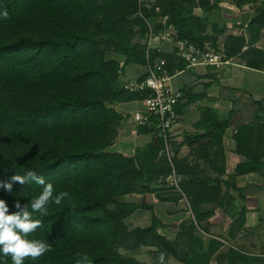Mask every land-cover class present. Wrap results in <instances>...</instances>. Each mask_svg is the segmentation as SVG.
<instances>
[{
	"label": "trees",
	"instance_id": "16d2710c",
	"mask_svg": "<svg viewBox=\"0 0 264 264\" xmlns=\"http://www.w3.org/2000/svg\"><path fill=\"white\" fill-rule=\"evenodd\" d=\"M199 4L205 11L214 9L208 2ZM156 7L159 14L154 12L153 16L167 15L178 39H190L193 17L189 11L185 13L184 31L181 24L173 23L167 7ZM4 11L7 19L3 18ZM138 11L145 18L149 16L147 9L138 8L136 0H0V27L12 34L0 44V182H10L13 175L33 171L53 184L54 194L68 192L76 205L73 211L66 199L62 206L50 204L47 216L33 213L34 218L42 219L43 226L29 238L50 244L53 251L24 264H76L77 253L87 254L90 264H141L120 255L116 244L134 235L153 233L165 248L171 245L156 232L163 225L155 217L146 229L128 230L123 222L139 206L119 200L145 191L136 184L145 175L135 157L143 151L155 157L162 149L161 141L152 138L133 157L107 149L117 137L123 119L115 105L142 99L140 94L118 86L124 66L147 64L145 46L131 44L126 36L135 25L142 27L143 34L148 32L144 20H132ZM253 21L264 24V8L255 11ZM240 45L233 43L232 51ZM107 51L124 57L122 66L107 60ZM156 57L151 51L148 59L152 62ZM164 57L170 75L185 69L183 63L173 62L172 54ZM263 57L262 52L252 50L247 64L259 68ZM217 126L219 139L227 122ZM250 126L253 128L248 136L256 132L262 138L264 124ZM245 131L246 127L239 138ZM243 145L237 144L236 151L247 160L236 167V174L259 171L260 156L245 151ZM217 150L222 156L221 147ZM155 172L167 177L171 167L160 164ZM203 190L207 189L199 192ZM41 191L42 186L34 183H14L11 193L0 187V199L7 202L11 214L16 211V200L21 205L28 204ZM215 193L218 192L212 189L206 195L212 197ZM198 228L195 225L193 233L186 230L185 235H197ZM210 243L214 247L207 255V263L218 246L214 240ZM228 255L232 260L229 264L264 262L234 251ZM191 259L185 262L195 264V258ZM0 264H12L10 257L0 254Z\"/></svg>",
	"mask_w": 264,
	"mask_h": 264
},
{
	"label": "crops",
	"instance_id": "0c3cea01",
	"mask_svg": "<svg viewBox=\"0 0 264 264\" xmlns=\"http://www.w3.org/2000/svg\"><path fill=\"white\" fill-rule=\"evenodd\" d=\"M209 6L214 9L205 11L196 4L192 15L197 24L189 27L190 39L186 41L193 40L201 43L200 47L218 52L221 64L185 68L171 79V85L183 97L177 106L179 117L171 132L168 157L175 160L176 169L180 170L174 169V175L185 179L184 199L161 201L152 197L146 201L138 199H143L141 195H126L123 202L139 206L126 219L141 220L146 216L145 225L134 228L146 229L155 217L163 225L157 229L158 234L168 229V219L176 220L173 224L177 227L192 221L197 228L202 227L198 228L199 232L218 243L210 259L227 257L232 251L248 258L264 259V134L260 139L256 132L248 136L253 128L250 125L264 124V57L259 68L247 64L252 59V50L264 54V24L253 21L255 11L264 8V0H210ZM236 42L241 43L240 48L232 51V44ZM142 67L143 70L139 65L125 66L121 75L123 82L142 77L146 70ZM115 109L123 119L109 150L133 157L152 140L131 120L135 112L144 111V106L140 101H133L118 103ZM220 122H227V126L218 139ZM245 127L246 134L242 133L239 138ZM241 143L245 151L260 156L259 171L236 174V167L247 160L236 151L237 144ZM219 147L222 156L217 150ZM190 185L199 188L191 191L187 189ZM211 188L218 193L208 197L206 192ZM201 189L207 190L199 192ZM242 264L264 262L247 260Z\"/></svg>",
	"mask_w": 264,
	"mask_h": 264
},
{
	"label": "rangeland",
	"instance_id": "374dc122",
	"mask_svg": "<svg viewBox=\"0 0 264 264\" xmlns=\"http://www.w3.org/2000/svg\"><path fill=\"white\" fill-rule=\"evenodd\" d=\"M138 4V8H144L147 9L148 17H143L142 12L138 11L135 16L132 17V20H136L137 17L144 20L145 24L148 22L151 25H155L157 21V17L153 16V13H157L154 8H158L156 6H162L167 7L170 17L173 19V23L176 25L183 26L185 31V13L186 11H189L191 15L193 14V10L195 9V6L197 3H209L210 0H136ZM192 25L195 27L197 24L196 18L192 15ZM155 20V21H154ZM148 31V27H147ZM12 34L10 32L5 31L3 28L0 27V44H3L8 36H11ZM131 44H139L141 46H144L146 34H143V30L141 26L135 25L132 30L127 33L126 35ZM235 47V46H233ZM164 51H170V45L165 44L163 46ZM237 48V45H236ZM233 49V48H232ZM234 50V49H233ZM105 58L108 60H114L122 66L124 62V57L117 55L113 51H107L105 53ZM156 59V58H155ZM264 59V58H263ZM133 65V64H129ZM140 69L143 70V65H139ZM125 67V66H124ZM124 72V69H123ZM123 74V73H122ZM121 74V75H122ZM121 75L119 77L118 83L119 88L123 87L126 83L123 82V79H121ZM258 109V108H257ZM108 150L110 148H107ZM112 150V149H111ZM145 151L139 153V155H135L136 164L138 167L144 169V179L140 182H136L138 187L145 188V191L142 194H137L143 196V199L138 198L139 200H146L148 201L149 198L154 197L157 200H165L168 198H176V199H184L186 189H185V179L184 177L175 176L174 175V169L175 171L180 170L176 169V167H172V165H176L175 160L171 157L169 160V157L167 155V150L164 146H162L161 151L154 157L151 155L143 154ZM169 165L171 167L170 174L165 177L161 174H158L155 172L158 165ZM146 168V169H145ZM185 171V170H184ZM197 173V172H194ZM176 180L178 186L175 187L171 180ZM197 184V183H195ZM199 187L195 188L193 185H190L187 189H195V191L198 190ZM147 189V190H146ZM184 195V196H183ZM161 196L162 199L159 198ZM134 197V196H132ZM125 198V197H121ZM129 198V197H128ZM127 199V197L125 198ZM120 201L123 199H119ZM184 208L182 209L183 212H185V202L182 203ZM147 219L146 216H144L141 220L140 219H126L124 220V225L128 230H132L136 228L137 226H143L145 225ZM169 224H165L168 229L160 230L161 234L160 236H163V238L169 240L171 242V245L168 248H165V244L158 240L157 235L150 233L147 236H140V235H134L126 240H121L116 244V250L117 252L124 256V257H130L135 258L137 261H139L141 264H156V258L157 255L160 252L166 253V261L168 264H185V261H189L191 258H195V264H205L207 263V255L209 252H211L214 245L210 243L212 239L207 238L206 235L197 231V235H194L193 237H188V234L185 235V231L187 230V233H193V229H195L194 223L191 221V227L187 226L185 227V222L178 227L173 224L176 222V220L168 219L166 220ZM171 228V229H169ZM202 228V227H200ZM177 231L175 234L174 231ZM207 239L210 241L208 242ZM151 245H156L155 247H152ZM158 245V246H157ZM173 250V252H170L169 250ZM176 257L178 260H175ZM205 257V260L204 258ZM216 256H214V259H210L207 264H229L231 263V259L229 256H219L215 260ZM192 260V259H191Z\"/></svg>",
	"mask_w": 264,
	"mask_h": 264
},
{
	"label": "built area",
	"instance_id": "2783aa9c",
	"mask_svg": "<svg viewBox=\"0 0 264 264\" xmlns=\"http://www.w3.org/2000/svg\"><path fill=\"white\" fill-rule=\"evenodd\" d=\"M159 14V8H155ZM168 16L163 15L157 18L155 25L148 22V32L145 39V55L147 64L145 74L140 80L127 82L124 89L130 93L140 94V102L144 106L143 112H135L132 115V124L136 128H145L148 134L158 138L169 154L171 142V132L178 121L177 106L183 97L180 90L173 88L167 67L165 54H172L173 62L176 64L183 63L185 68H195L219 66L221 56L218 52L206 47H200L183 39H178L177 31L168 23ZM163 43L171 46L169 52L162 48ZM151 51L157 55L152 62L148 59ZM180 71H175L178 73ZM171 183L177 187L178 184L174 179Z\"/></svg>",
	"mask_w": 264,
	"mask_h": 264
},
{
	"label": "clouds",
	"instance_id": "9594fccd",
	"mask_svg": "<svg viewBox=\"0 0 264 264\" xmlns=\"http://www.w3.org/2000/svg\"><path fill=\"white\" fill-rule=\"evenodd\" d=\"M3 18L7 19V11L3 12ZM20 185L34 183L42 186L40 194L30 203L21 205L15 201L16 211L9 214V206L4 199H0V254L10 257L12 264H24L26 260H38L46 253L53 251L50 244L38 239H30L31 235L43 226L42 219L34 218L33 213H39L41 217L48 215L49 205L62 206L67 199L73 211L76 205L68 192L54 194L52 183H46L45 179L29 171L25 175H13L10 182H0V187L11 193L13 184ZM29 204L30 209L29 210ZM76 264H90L87 254L77 253ZM156 264H168L166 253L160 252L156 258Z\"/></svg>",
	"mask_w": 264,
	"mask_h": 264
}]
</instances>
